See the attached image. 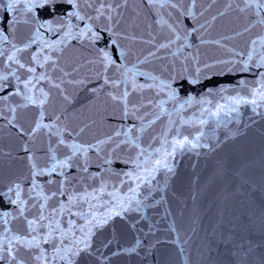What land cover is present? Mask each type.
<instances>
[{
  "label": "snow or ice",
  "instance_id": "1",
  "mask_svg": "<svg viewBox=\"0 0 264 264\" xmlns=\"http://www.w3.org/2000/svg\"><path fill=\"white\" fill-rule=\"evenodd\" d=\"M245 113L264 120V0H0V264H264L222 213L196 243L199 177L175 187Z\"/></svg>",
  "mask_w": 264,
  "mask_h": 264
},
{
  "label": "water",
  "instance_id": "2",
  "mask_svg": "<svg viewBox=\"0 0 264 264\" xmlns=\"http://www.w3.org/2000/svg\"><path fill=\"white\" fill-rule=\"evenodd\" d=\"M235 83L232 76L215 77L202 85L184 84L185 92L197 94L205 88ZM245 113L241 124H231L229 127L238 134L235 138L223 142L216 151L196 158L185 157L180 165L179 175L175 181L176 191L187 196L192 189V180L199 177L194 186L201 194L198 198V208L237 190L239 181L235 174L242 172L248 183L243 187L264 177V120L256 118L257 122L245 128L248 123ZM224 131L219 134L223 140ZM193 163L196 167L193 168ZM215 174V180L209 183V178ZM191 207V202H189Z\"/></svg>",
  "mask_w": 264,
  "mask_h": 264
}]
</instances>
